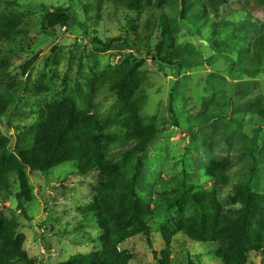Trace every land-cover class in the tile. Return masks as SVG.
I'll list each match as a JSON object with an SVG mask.
<instances>
[{"label":"rangeland","instance_id":"1","mask_svg":"<svg viewBox=\"0 0 264 264\" xmlns=\"http://www.w3.org/2000/svg\"><path fill=\"white\" fill-rule=\"evenodd\" d=\"M128 5L0 0V82L18 90L0 115L7 151L31 147L48 109L72 106L100 130L89 172L70 160L24 166V186L9 178V188L26 190L24 215L0 187V254L12 230L29 258L14 264H90L107 242L131 255L128 264H157L153 251L166 241L170 264H224L219 255L235 257L225 234L240 225L245 264H264V0ZM59 6L67 26L49 24ZM154 11L166 17L164 39L160 19L146 21ZM124 35L130 44L103 51L91 42Z\"/></svg>","mask_w":264,"mask_h":264},{"label":"trees","instance_id":"2","mask_svg":"<svg viewBox=\"0 0 264 264\" xmlns=\"http://www.w3.org/2000/svg\"><path fill=\"white\" fill-rule=\"evenodd\" d=\"M134 0H130L133 5ZM128 5V6H131ZM132 10V9H131ZM149 23L158 18L163 28L160 38L164 39L167 35V22L164 14H157L156 11L150 14ZM49 24L51 26L60 25L67 26L70 19L68 9L64 7H55L54 12L48 14ZM2 36L0 35V39ZM115 41H122L125 44H130L132 38L127 35L108 38L102 42L96 37L91 38L93 47L96 50L103 51L108 49ZM54 49V48H53ZM161 61L171 62L168 55L158 56ZM130 74L126 76L124 88L126 83L131 81ZM16 88L8 83L0 82V115H5L13 105L17 94ZM42 124L36 131L33 139V144L26 150L19 152L17 155L7 151L8 140L0 141V149L4 151V155L0 158V187H8L7 192L13 195L17 201V209L25 214L23 205V198L26 197V190L23 188L21 192H15L9 188L12 182H18L25 185L24 166H27L31 171H46L56 164L65 161H78V169L81 173H87L95 165L97 160L98 146L100 142V130L96 128L95 122L88 120L84 115H79L74 110V107L68 106L59 110H45ZM172 205V201H169ZM95 219L98 220L101 227L106 230L105 216L98 210H93ZM133 219L140 230L147 239L149 245V227L146 221L138 214L133 215ZM237 231L229 230L226 233V238L233 242L235 249L234 260L229 261L224 254L219 255L224 264H245L247 258L245 256L246 246L248 244L245 233L247 232L243 226L237 225ZM226 231V230H225ZM11 246L0 254V264H14L17 261H28L29 258L25 251L20 248L18 240L12 237V230H10L7 238ZM233 239V240H232ZM169 242L166 241L165 248L156 256L153 251L157 264H170V247ZM106 252L100 256L94 257L90 264H128L131 255L127 253H118L115 248L107 242ZM262 259L264 261V250L262 252ZM31 261V260H30ZM63 264H68L65 262ZM188 264H193L188 260Z\"/></svg>","mask_w":264,"mask_h":264}]
</instances>
